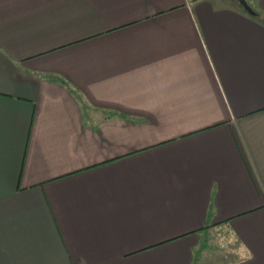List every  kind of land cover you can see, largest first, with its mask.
<instances>
[{
    "label": "crops",
    "instance_id": "1",
    "mask_svg": "<svg viewBox=\"0 0 264 264\" xmlns=\"http://www.w3.org/2000/svg\"><path fill=\"white\" fill-rule=\"evenodd\" d=\"M220 262L264 264V21L0 0V264Z\"/></svg>",
    "mask_w": 264,
    "mask_h": 264
},
{
    "label": "rangeland",
    "instance_id": "2",
    "mask_svg": "<svg viewBox=\"0 0 264 264\" xmlns=\"http://www.w3.org/2000/svg\"><path fill=\"white\" fill-rule=\"evenodd\" d=\"M228 237L225 239V241H228ZM222 240L223 239H221V237H218L217 239H216V241H212V242H214V246H215V242H216V245H218V247H219V250L220 249H224V255H227V250H228V246H225V247H223L222 246ZM215 253H216V251H214ZM220 252H223V250L222 251H218V253H220ZM219 255H221V253L219 254ZM231 257V256H230ZM234 257V256H233ZM219 264H221V262L219 263Z\"/></svg>",
    "mask_w": 264,
    "mask_h": 264
},
{
    "label": "trees",
    "instance_id": "3",
    "mask_svg": "<svg viewBox=\"0 0 264 264\" xmlns=\"http://www.w3.org/2000/svg\"><path fill=\"white\" fill-rule=\"evenodd\" d=\"M238 1V0H236ZM239 2V1H238ZM240 6L249 14H251L250 12H248L244 7L243 5L239 2ZM251 4V3H250ZM253 6V8L255 9L256 13L255 14H251L252 16H255L257 18H259L260 20H263L264 21V14L259 10L257 9V7L255 8V6L253 4H251ZM83 103V102H82ZM208 227V226H206Z\"/></svg>",
    "mask_w": 264,
    "mask_h": 264
},
{
    "label": "water",
    "instance_id": "4",
    "mask_svg": "<svg viewBox=\"0 0 264 264\" xmlns=\"http://www.w3.org/2000/svg\"><path fill=\"white\" fill-rule=\"evenodd\" d=\"M238 1L243 5V7L248 12H250L251 14H255L256 13L255 9L253 8V6L250 4V2L248 0H238Z\"/></svg>",
    "mask_w": 264,
    "mask_h": 264
}]
</instances>
